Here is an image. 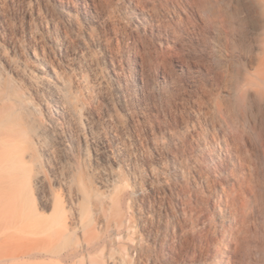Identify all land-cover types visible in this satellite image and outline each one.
Instances as JSON below:
<instances>
[{"label":"bare ground","instance_id":"1","mask_svg":"<svg viewBox=\"0 0 264 264\" xmlns=\"http://www.w3.org/2000/svg\"><path fill=\"white\" fill-rule=\"evenodd\" d=\"M151 1L121 18L116 0H0L6 207L36 190L13 231L2 220L0 264H264V163L245 167L247 144L264 151V0L169 1L175 53L146 42ZM189 15L197 36L178 39ZM243 189L253 238L234 216Z\"/></svg>","mask_w":264,"mask_h":264},{"label":"rangeland","instance_id":"2","mask_svg":"<svg viewBox=\"0 0 264 264\" xmlns=\"http://www.w3.org/2000/svg\"><path fill=\"white\" fill-rule=\"evenodd\" d=\"M152 1L155 2L156 7L158 5V8H160V7L161 8L158 10L159 14L157 13V16H155V21L149 27H147V29H145L147 32L144 30V33L146 35L145 36L146 42H148V46H150L151 48L153 47L154 50H155V47L159 46L158 48H160V50H162V49L165 50L164 48H166V50H168L169 52L175 53L177 50L174 47H171V46H173V44L172 45L170 44L171 46L168 44L171 48L168 47L167 45L166 46L160 45V40L162 39V37L163 38L166 37V30L164 29V27L161 25V22H159V21H161L160 19H162V17H164L165 14L166 15L169 14L168 16L174 15V13H173L174 10L171 9L172 8V6H171L172 0H152ZM169 1H171V2H169ZM115 4H116V9H117L116 16L117 17L120 16L121 18L124 16L123 18H125L126 15L128 14V13H126L127 9L125 8V4H126L125 0H116ZM163 6H165V7H163ZM167 7H168V9H167ZM161 9H163V10H161ZM162 12H165V14ZM167 12H169V13H167ZM189 17H190L189 21H187L186 23H183L185 25V27H184V25H180L181 27L179 26L177 28L178 30L181 31L180 32L177 30L178 33H176V36L178 39L180 38L181 40L182 39L188 40V39H191V38L197 36L198 32H196L197 30L194 29L197 21L193 15H189ZM188 25H189V27H188ZM152 26L154 28L153 31H152ZM160 26H161V28H160ZM185 28H186V30H185ZM190 28H191V30H190ZM159 36H161V37H159ZM183 37H185V38H183ZM0 41H1V39H0ZM168 48H170V49H168ZM95 53L97 54V56L103 57L101 55L100 51H96ZM100 67L105 69L104 63H101ZM103 72H104V70H103ZM81 84H82L81 91H82L84 100L87 102L88 99L86 96V91L88 89L86 86L90 85L87 74L85 75V77H83L81 79ZM13 89H15V91L18 90V88H17V86H15V84H13ZM106 127H107L108 131H114V128H113V126H111L110 123H109V126H106ZM245 156H246V162H245L246 166L245 167L248 170L250 168H254L258 161H260V162L262 161L264 163V151H262L261 149H259V151H257L250 144L246 145ZM92 159H93V150L91 149L88 152V159H87L88 164L91 163L90 160H92ZM88 167H91V164ZM85 171H86L85 165L81 164L80 167L78 168L77 174L81 175ZM58 174H59L58 171H56L54 173L48 171L49 184L51 186L52 191L55 193V196L57 198V203L61 206H64L66 203L64 201L65 199L63 196V189L60 186V184L58 183V181L56 180V176H58ZM238 178H240L241 180H246L248 182L253 183L252 182V179H253L252 175H250L248 171H245V173H240ZM12 186H13V184L10 181H1L0 182V241L4 237V234L6 231L2 227L3 218L4 217H10V219L12 221V225H11V227H9L8 232L13 231L15 225L18 222L16 220V218L19 217L20 212L24 213V212L29 210L28 209V202H30V197H32V192L34 194V192L36 191L33 186L27 185L25 188H22L20 195H19V198L17 200H15L16 202L14 203V206H13L14 208L13 207L7 208L5 205V201L7 200L5 193L10 192L13 188ZM243 188H246V184L243 185ZM245 190H247V189H243L242 191L244 192ZM233 208L235 209L234 216L237 218L236 220L238 222V225L244 226L247 229V231L249 232L250 236H252V238L255 237L256 234L261 230L260 226H261L262 222H261L260 213L258 212V207H257V204L254 200L252 192H250V190L248 189L246 191V193L244 192V194H242V195H237V197L233 201Z\"/></svg>","mask_w":264,"mask_h":264}]
</instances>
